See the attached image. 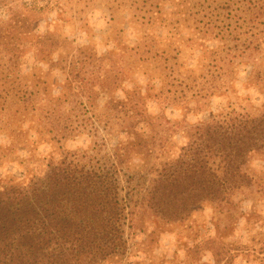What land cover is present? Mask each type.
<instances>
[{
	"label": "rangeland",
	"instance_id": "1",
	"mask_svg": "<svg viewBox=\"0 0 264 264\" xmlns=\"http://www.w3.org/2000/svg\"><path fill=\"white\" fill-rule=\"evenodd\" d=\"M248 10L255 19L264 0H0V78L26 101L16 107L8 98L0 111V185L27 183L65 156L99 165L118 148L140 165L134 132L148 146L165 142L170 160L195 125L262 109L264 86L252 85L250 75L264 71V44L250 58L217 65L233 41L200 36L209 26L213 34L234 28ZM259 17L257 30L264 28ZM214 77L211 95L203 84ZM134 90L146 97L134 127L111 118L106 134L105 106ZM246 171L251 186L182 222L158 226L136 216L126 263L264 264V154Z\"/></svg>",
	"mask_w": 264,
	"mask_h": 264
},
{
	"label": "trees",
	"instance_id": "2",
	"mask_svg": "<svg viewBox=\"0 0 264 264\" xmlns=\"http://www.w3.org/2000/svg\"><path fill=\"white\" fill-rule=\"evenodd\" d=\"M259 16L264 18V12L252 19L248 10L236 18L234 28L217 29L216 34L210 26L200 30L201 38L211 35L234 43L224 57L214 58L217 65L258 52L257 45L264 44V28L257 30ZM8 81L0 78V111L8 98L16 107L26 102L13 84L7 87ZM214 82L215 77L203 84L211 95L217 90ZM250 82L264 86V71H252ZM201 90L200 98L207 93ZM124 95V101L108 102L100 122L114 118L121 126L126 121L128 129L134 127L133 113L144 108L146 97L138 90ZM185 134L187 143L170 160L165 142L156 139L148 146L134 132L131 147L135 156L142 155L140 165L130 164L128 152L118 148L99 165L65 156L48 161L46 171L27 183H2L0 264H131L126 263V235L136 216L147 214L158 226L182 222L203 204L226 203L251 186L246 166L253 156L264 154V107L213 116Z\"/></svg>",
	"mask_w": 264,
	"mask_h": 264
}]
</instances>
